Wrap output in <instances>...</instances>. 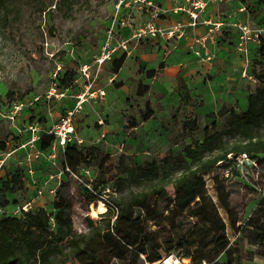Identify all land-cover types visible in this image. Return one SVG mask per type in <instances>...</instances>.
I'll use <instances>...</instances> for the list:
<instances>
[{"label": "rangeland", "instance_id": "rangeland-1", "mask_svg": "<svg viewBox=\"0 0 264 264\" xmlns=\"http://www.w3.org/2000/svg\"><path fill=\"white\" fill-rule=\"evenodd\" d=\"M56 1L43 0L42 7H46L41 11L42 7L36 3L16 0L17 14L9 16L6 21L2 20L0 12V144L6 145L7 152L26 142L27 126L45 112L43 106H36L42 107L43 111H40L39 115L35 107L27 106L11 119L13 104L19 101H26L28 104L32 98L42 97L52 82V75L57 66L61 68L60 77L65 71H74L77 75L79 65L89 63L98 53L118 3V0H69L59 7H48L51 2ZM238 2L245 8L243 13L247 14L242 21L259 32V37H264V6H258L257 0L209 3L203 11L211 6ZM175 4L181 7L182 13L188 15L187 9L191 5L187 0H175ZM119 10L120 18L125 21L127 19L134 30L149 21L148 11L145 9L126 11L121 6ZM135 12L148 15V18L137 24L131 16ZM202 12L199 13L198 21L209 20L202 17ZM236 20L235 18L231 21L228 18L227 22ZM199 26L204 27L201 24ZM120 30L126 32V28L116 30L120 38H126L121 35ZM231 32L234 33L233 38H229ZM186 33L187 31L181 38ZM146 38L129 43V56L126 55L123 72L115 76L113 81H108L114 74L112 65L102 68L97 82L98 87L105 91L104 98L84 104L74 117L75 136L83 140L82 145L74 144L80 149H87L92 158L87 157V162L82 163L58 151L55 167H51L44 160L33 164V179L39 187L44 186L43 196L36 200L33 210L44 207L49 212L52 211L54 194H50L49 190L58 186L64 179L69 183L73 229L76 233L86 232L88 220L93 223L101 221L106 211V200L119 199L128 192L124 190L119 193L114 186L119 177L117 162L120 157L125 165H144L167 155L181 154L185 146L202 140L205 129L212 125L223 129L229 110L235 113L244 112L247 108V96L258 86L252 73H258L259 67L250 63V55L256 44L248 45V63H245L244 55H241L236 47L239 31L234 27L224 26L212 41H208L215 49L226 47V57L217 58L210 52V62L213 61L211 69L200 65L198 61H201L194 53L191 57L183 52L182 45L176 42L181 38L173 37L167 41L162 36L154 40ZM222 43L226 46L221 45ZM250 45L253 47L250 48ZM241 57L245 65L244 70ZM164 60L170 64L181 63V75L173 81L150 80L148 93L143 97L136 96L135 87L138 82H143V73L159 69L160 74L158 65ZM243 71L245 77L241 78ZM81 88V83L78 82L71 87V94H77ZM21 98L23 100H20ZM66 100L73 99L64 101ZM146 101L150 103L152 118L142 123L140 117L145 113ZM63 104L57 106V103H52V113H64L67 109ZM124 119L137 121V127L127 129L123 126ZM188 120L196 121L197 129L194 132L184 129L183 123ZM105 129L108 130L107 133L104 132ZM102 133L105 134L104 140L97 141ZM19 152L21 150L5 158L4 173L14 165L26 168L23 155ZM106 157H109V160L103 162ZM3 158L4 154L0 152V160ZM259 159H264V155ZM65 168L71 171H65L59 182L53 179L45 184L49 174L63 171ZM82 170L89 171V174L85 175ZM204 180L207 193L216 205V193L211 178L205 176ZM30 181L31 179H28L25 184L31 185ZM225 184L230 192L231 207L239 220L237 227L240 231L226 227L227 247L238 251L237 255H233L237 258H233L231 264H264V258L251 242L252 236L241 232L250 217L258 221L257 230L264 232V214L260 210V207H264V171L257 179L253 171L248 169L243 171V176L239 179L231 178ZM30 188L9 196L11 204L4 211V216L20 215L18 208L34 195ZM86 193L96 195L97 200L87 203L84 198ZM217 212L224 223H227L225 212L218 206ZM161 221L158 219L150 225V230L159 240L168 234ZM190 221L193 223L195 220ZM190 239L196 245L193 251L205 256L213 264H226L223 253H216L212 246L203 248L206 242L204 237ZM72 260L69 259L67 264H73ZM133 260L135 264H145L151 263L153 257L146 245H141L130 252L126 262L111 258L108 264H131Z\"/></svg>", "mask_w": 264, "mask_h": 264}, {"label": "trees", "instance_id": "trees-1", "mask_svg": "<svg viewBox=\"0 0 264 264\" xmlns=\"http://www.w3.org/2000/svg\"><path fill=\"white\" fill-rule=\"evenodd\" d=\"M29 1L42 7L43 0ZM68 1L57 0L48 7H59ZM257 4L264 6V0H257ZM0 12L3 21L17 14L16 0H0ZM253 49L250 63L259 67L258 73H252L258 86L247 96L244 112L229 110L223 129L215 125L205 129L202 140L185 146L181 154L167 155L144 165H125L120 157L117 162L119 177L114 186L119 193L124 190L128 192L119 199L106 200V211L101 221L93 223L88 220L84 233H76L73 229L69 183L64 179L55 189L52 211L42 207L21 212L18 217L1 214L0 264H67L69 259H73V264H108L111 258L126 262L130 252L141 245H146L151 252V262L167 253L176 252L190 259L192 264H213L193 251L196 245L191 241L192 237H204L206 242L203 248L212 246L216 253L224 254L226 264H231L233 258H237L233 255H237L238 251L227 247L226 227L240 231L225 183L241 176L234 172L225 177L224 172L232 165L234 158L243 153L256 162L257 169L251 170L257 179L264 171V159H259L264 155V37H259ZM125 58L126 55L122 54L113 61L114 74L122 67ZM158 71L148 70L145 76L154 78ZM75 76L74 71H65L58 78L59 85L71 87ZM148 88V85L139 83L136 94L143 96ZM148 107L146 102L145 113L141 114L142 121L151 117ZM43 120L44 117H41L38 122L42 123ZM135 124L134 121H127L125 127L129 129ZM183 127L188 132H194L197 124L194 120H188ZM53 140V136L42 133L37 146L41 151H46ZM0 152L8 153L4 143L0 144ZM19 154L23 155V152ZM64 155L82 163L87 162V157L92 158L87 149H80L72 143L66 145ZM108 160L109 157H106L102 161ZM4 167L3 162L0 166V208L5 211L11 204L9 196L33 188L29 183L28 186L25 184L28 180L26 168L14 165L4 173ZM205 176L211 178L216 205L207 193ZM84 198L87 203L97 200L92 193H86ZM217 206L225 212L227 223L219 216ZM260 210L264 214V207H260ZM158 219L162 220L161 224L168 233L161 240L150 230V225ZM191 219L195 221L192 223ZM257 229L258 221L250 217L241 232L252 236L251 242L264 258V232ZM131 264H135V261Z\"/></svg>", "mask_w": 264, "mask_h": 264}, {"label": "built area", "instance_id": "built-area-1", "mask_svg": "<svg viewBox=\"0 0 264 264\" xmlns=\"http://www.w3.org/2000/svg\"><path fill=\"white\" fill-rule=\"evenodd\" d=\"M190 3V8L187 9L188 21L185 24L176 23L173 26L163 30L160 27H157L155 21L159 16L165 15L166 11L156 6L149 0H118V3L115 7V12L108 23L107 30L105 32V38L103 43L101 44L99 51L95 54L89 63L80 64L77 69V75L73 80L72 86L81 83V90L77 94H71V87H63L59 85V72L61 71L60 67L57 66L53 75L52 82L42 97H34L31 99L30 103H26V101H19L13 104V115L10 117L13 119L16 117V114L20 113L24 107L31 106L36 107L37 104H41L45 108V114L50 116L52 113L51 105L52 103H58L60 101H64L65 99H73L74 105L73 107L67 109L64 113H62L59 118L53 122L49 128L42 129L38 120L33 121L27 126V140L26 142L19 145L16 150H21L23 152V160L26 163V174L27 178L31 179L30 183L33 188V196L24 203L21 207L18 208V212H28L33 210V206L36 200L43 196L44 186L39 187L36 185L33 179V164L39 162L40 160L46 161L51 167L56 166L58 151L64 154L65 147L67 144H77L82 145L83 140L79 139L75 136L73 120L76 113L82 108V106L90 101H96L97 99H103L105 96V91L102 88L98 87V79L99 75L102 72V68L108 62L113 60V57L121 52L125 55L129 54V43L137 42L140 39L145 37L156 38L158 36H162L164 40H169L173 37L181 38L188 28H195L200 24L206 28V32L204 35L195 38L193 41V45L195 48L193 49V53L201 62H210L212 59V55L207 48V42L212 41L217 32L221 30L224 26L234 27L239 31V39L237 42V50L241 55L245 57V63H248V45L250 43H258L259 32L252 29L250 25L243 22L241 19H237L235 22L228 23L222 20L210 21L203 20L202 22L198 21L199 13H201L205 7L209 3H222L226 2V0H187ZM126 9V11L138 9H145L148 11L149 21L146 22L143 26L132 29L128 20L126 21L120 18V7ZM245 10L244 7H240L238 9L239 13H242ZM117 28L120 29H130L131 33L126 38H120L117 35ZM112 80H110L111 82ZM27 104V105H26ZM102 124V123H99ZM44 133L46 135H51L54 137L53 142L50 147L46 151H41L37 142L40 138V135ZM105 134L102 133L100 137L97 139L104 140ZM5 153L4 158L0 160V166L5 161V158L10 156L13 152ZM257 169L256 162L251 159L246 154H240L234 158V161L231 166H229L225 172L224 176L227 177L232 173H238L239 176H243V171ZM70 172V169L65 168L63 171L59 170L57 173L49 174L45 184L48 181L57 179L59 182L61 180V176L64 172ZM85 175L89 174V171L82 170ZM82 182V181H80ZM59 184V183H58ZM55 188L49 190L50 194H54ZM4 213V210L0 208V215ZM145 264H192L191 260L188 258H184L180 256L176 252L167 253L157 260L151 263ZM201 264H208L202 262Z\"/></svg>", "mask_w": 264, "mask_h": 264}, {"label": "crops", "instance_id": "crops-1", "mask_svg": "<svg viewBox=\"0 0 264 264\" xmlns=\"http://www.w3.org/2000/svg\"><path fill=\"white\" fill-rule=\"evenodd\" d=\"M149 1L152 2L153 4H155L156 6L160 7L161 9L166 10V14L164 16H160L159 19H157L155 21V24H156L157 27L169 28V27L173 26L174 24L178 23L179 21L181 23L182 22L185 23V22L188 21V16L180 11L181 7L178 6V4H175V0H149ZM241 6H242L241 2L228 3V4H222V5H215L213 7L211 6L206 11L202 12L203 13L202 17H204V19H209L210 21H217V20L220 19V20H224L225 22H227L228 18H230L231 21H233V19H235V18L243 20V19L246 18L247 14H244L243 12L242 13L238 12V8L241 7ZM131 16L134 17V21L136 20L137 24L140 23V22L145 21L148 18V15H142V13H138V12H135L133 15L131 14ZM186 31H187L186 35L183 38H181L178 41H176V42L178 44L182 45L183 52L189 54L192 57L193 56V49L195 48V46L193 45V41H194L195 38H198V37L204 35L205 32H206V28L201 27V26H197L195 28H188ZM226 32H228V31H226ZM120 33H121L122 36H126L127 37V36L130 35L131 30L130 29H126V32H125V30H120ZM233 37H234V33L231 32L229 34V38H233ZM146 39L154 40V38H149V37H147ZM158 41H156V42H158ZM217 42H218V40H217ZM221 45L226 46V44H223V43ZM251 47H253V45H250V48ZM207 48H208V50L210 52H212L214 57H217V58L226 57V51H225L226 47L215 49L211 43L207 42ZM122 54L123 53L118 52L113 57V60L111 62L106 63L104 65V67L108 66L109 64L112 65L113 61L116 60L117 58H119ZM127 56H129V55H127ZM127 56H126V58H127ZM126 58H125V61H126ZM125 61H124L123 65H122V67L118 70V72L113 74V76L110 79H108V81H110V80L113 81L115 76L121 75V73L123 72V68L125 67ZM198 63L200 65H202L203 67H205L206 69H211L213 61L212 62H199L198 61ZM242 63H243V70H244L245 65H244L243 58H242ZM180 66H181V63H177V64L171 63L170 64V63H168L167 61L164 60V61H162V63H160L158 65V67L160 68V74L157 73L154 78L148 79L145 76V72H146L145 71L143 73V82L142 83L138 82L137 85L139 83H141L143 85H148V82L150 80H154V79H159L160 81H163V82L168 80V79L173 81L175 78H177V77H179L181 75V70L179 69ZM243 76L245 77V72L244 71L241 74V78H243ZM148 87H149V85H148ZM149 90H150V87L148 88V91ZM136 91H137V86L135 87L134 93H135L136 96H138L136 94ZM148 91L146 93H148ZM143 96H138V97H143ZM72 101H68V100L60 101V102L57 103V106H59L61 103H64L63 104L64 107L66 109H69V108L73 107V105H74V101L73 102ZM146 102H148V104H149V107H148V110H147V111H149L150 103H149V101H146ZM144 108H145V104H144ZM35 111H36V113H39L40 111H43V110H42V107H40V108L38 107L37 109H35ZM149 113H150L151 117L148 120H146V121H142L141 120L142 123L148 122L152 118V113L151 112H149ZM59 115L60 114H58V113H55V114L52 113L50 116H47L45 114V112H43V114L38 117V119L41 118V117H44V120L42 121V123H40L42 129L49 128L50 125L59 118ZM38 119H36V120H38ZM140 119H141V117H140ZM127 121H128L127 119L123 120V126H125V123ZM132 121H134L136 123L135 124L136 126L131 127L129 129H133V128L137 127L138 122L135 121V120H132V119L129 120L130 123ZM109 128L110 127H108V129ZM104 132L107 133L108 130L105 129Z\"/></svg>", "mask_w": 264, "mask_h": 264}]
</instances>
